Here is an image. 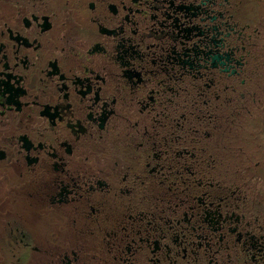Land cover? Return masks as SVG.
<instances>
[{"label": "flooded vegetation", "instance_id": "obj_1", "mask_svg": "<svg viewBox=\"0 0 264 264\" xmlns=\"http://www.w3.org/2000/svg\"><path fill=\"white\" fill-rule=\"evenodd\" d=\"M254 1L0 0V264H264Z\"/></svg>", "mask_w": 264, "mask_h": 264}, {"label": "trees", "instance_id": "obj_2", "mask_svg": "<svg viewBox=\"0 0 264 264\" xmlns=\"http://www.w3.org/2000/svg\"><path fill=\"white\" fill-rule=\"evenodd\" d=\"M230 114V108H226L222 138L210 140V150L214 153V161L222 160L226 174L236 178L234 149H239V163H250L249 157L252 158L253 155L258 158L261 157L259 153H256V148L259 147L258 142L261 141V138L253 137V133L249 132V124L246 122L241 123L237 119L238 117L248 116L247 113L237 114L236 122H233L232 116L230 120V117H228ZM225 177L227 176L225 175Z\"/></svg>", "mask_w": 264, "mask_h": 264}, {"label": "rangeland", "instance_id": "obj_3", "mask_svg": "<svg viewBox=\"0 0 264 264\" xmlns=\"http://www.w3.org/2000/svg\"><path fill=\"white\" fill-rule=\"evenodd\" d=\"M253 1V0H252ZM261 1L262 3H264V0H260L259 2H257V0H255V3H258L261 5ZM259 6V5H258ZM256 4V8L258 9L259 7ZM263 12H264V8H262ZM261 31H262V40L264 43V23L263 25L260 26ZM264 100V99H263ZM261 121L258 123V125H256L254 122H249L247 124H249V132L253 133V136H259V138L261 137V141H259L260 147H263V138H264V112L261 115ZM251 161L250 163L256 162L258 157H253L250 158ZM253 159V160H252ZM248 165V164H247ZM247 184H242V187H247L249 188L251 195H252V199L253 202H257L259 205H261L264 208V180L259 179V178H253V179H248ZM245 189V188H243ZM263 218H264V214H263Z\"/></svg>", "mask_w": 264, "mask_h": 264}]
</instances>
